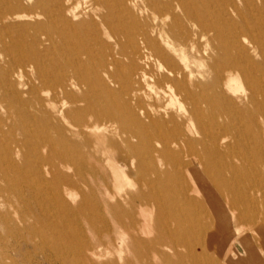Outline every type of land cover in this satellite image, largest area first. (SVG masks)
Segmentation results:
<instances>
[{"label": "rangeland", "instance_id": "rangeland-1", "mask_svg": "<svg viewBox=\"0 0 264 264\" xmlns=\"http://www.w3.org/2000/svg\"><path fill=\"white\" fill-rule=\"evenodd\" d=\"M134 1L137 7L128 0L86 1L76 8L77 16L68 20L69 0H0V264H122V230L102 206L121 200L124 191L137 189L133 183L125 186L136 169L135 163L116 161L112 149L104 151L108 147L104 140L113 138L120 144L115 132L125 129L131 114L137 116L138 101L148 102L147 91H137L131 74L141 64L135 53L145 46L146 13L138 8L166 0ZM184 2L201 10L203 23L220 33L218 38L207 37L209 44L200 60H190L195 73H204L200 82L209 100L203 108L207 116L221 113L220 122L243 116V130L250 137L254 119L264 128L262 56L250 49L239 54L226 47L234 36L244 46L243 38L264 44V0ZM179 13L175 11L178 18ZM6 14L9 18H4ZM44 34L49 40L45 41ZM72 61L77 65L72 66ZM61 66L89 79L69 89V95L78 99L73 103L51 100L48 82L53 80L48 81L46 74L57 76ZM215 72L220 80L213 84ZM248 87L254 91L253 98ZM107 113L115 118L104 126L92 118ZM78 123L99 129L81 128L83 135L76 136L68 124ZM132 128L138 130L135 125ZM247 139L238 150L247 158L241 167L250 175L258 143ZM63 140L76 146L65 147ZM181 154L185 170L193 163L204 169L196 158ZM159 168L165 166L159 164ZM258 169L264 175V169ZM185 170L183 177L189 184ZM188 195L205 208L207 229L212 214L202 198L192 191ZM256 200L261 203L263 198L256 196ZM115 210L121 216L120 208ZM186 211L182 208L181 214ZM187 213L194 220L195 210ZM258 215L254 226L238 215L229 217L240 233L253 229L259 233L257 225L263 226L264 218L262 212ZM159 231L166 237L164 230ZM205 249L200 242L199 251L208 264H220Z\"/></svg>", "mask_w": 264, "mask_h": 264}, {"label": "bare ground", "instance_id": "bare-ground-1", "mask_svg": "<svg viewBox=\"0 0 264 264\" xmlns=\"http://www.w3.org/2000/svg\"><path fill=\"white\" fill-rule=\"evenodd\" d=\"M86 1L92 0H69L65 9L70 16L66 19H74L76 8ZM128 1L137 7L136 1ZM191 6H186L184 0H166L138 8L146 13L142 34L145 46L136 51L135 59L141 64L134 66L131 74L137 83V91H147L148 102L141 104L138 101L135 107L137 116L131 114L127 126L121 125L125 129L115 132L116 139L124 147H120L121 143L113 138H107L104 141L108 147L103 148L106 152L112 149L116 161L135 163L136 169L133 178L126 179L125 186L131 187L133 183L138 186L137 189L124 191L120 195L121 200L116 199L114 204L105 203L102 206L113 219L109 221L116 222L122 230V264H208L199 251V243L204 241L207 212L198 200L189 197V191L202 198L213 218L221 220L228 228L234 220L229 215H238L241 221L252 226L255 225L256 215L262 212L264 218V175L258 169L259 166L264 169V156H258V153L264 152V128H261L257 118H253L250 127L254 128V133L249 137L243 130L246 128L243 116L227 123L219 121L221 113L215 117L207 116L209 112L203 106L208 104L209 99L200 82L204 73H195L190 67V60H200L209 44L207 37L218 38L220 33L214 27L206 26L203 23L204 13L199 9L193 10ZM177 10L179 18L175 14ZM6 16L4 18L10 15ZM46 35L45 41L49 40ZM242 42L245 46L234 36L226 49H233L239 54L250 49L261 54L264 65V44L245 38ZM170 53L178 58V63L172 60ZM31 64L37 69V63ZM75 65L72 61V66ZM46 77L48 81L53 80L51 84L48 82L51 100H68L70 103L78 99L69 95V89L89 83V79L66 66H61L57 76L52 77L51 72H47ZM219 80L220 75L216 73L213 84ZM248 91L253 98L254 91L250 87ZM165 99L168 102H164ZM260 116L264 124V113ZM112 117L115 118L107 113L104 117L93 115L92 118L100 121L99 126H104L111 123ZM131 125L138 130L135 131ZM68 126L74 128L76 136L83 135L81 128L99 129L98 125L87 123ZM247 138L258 143L255 166L250 175L241 167L247 158L238 150V146L245 145ZM45 140L49 142L46 133ZM62 144L65 147L76 146V143L67 140H63ZM182 151L196 158L204 169L193 163L185 170L180 160ZM157 163L164 165V170ZM184 170L190 186L185 180L187 178L183 177ZM208 175L214 183L209 181ZM256 196H261L263 201L258 202ZM117 207L121 216L115 210ZM182 208L195 210L194 220L187 211L181 214ZM101 220L106 221L104 217ZM257 228L260 234L264 233L261 225ZM160 229L164 230L166 237ZM238 230L236 232L240 233ZM180 250L187 253L180 254Z\"/></svg>", "mask_w": 264, "mask_h": 264}, {"label": "crops", "instance_id": "crops-1", "mask_svg": "<svg viewBox=\"0 0 264 264\" xmlns=\"http://www.w3.org/2000/svg\"><path fill=\"white\" fill-rule=\"evenodd\" d=\"M234 227L228 228L221 220L211 218V226L203 239L206 249L220 264H264V233L259 234L255 229L237 233ZM262 227L264 229V225Z\"/></svg>", "mask_w": 264, "mask_h": 264}]
</instances>
